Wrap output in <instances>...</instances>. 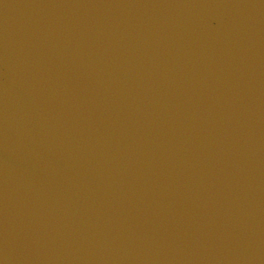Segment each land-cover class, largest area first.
Wrapping results in <instances>:
<instances>
[{"label":"water","instance_id":"1","mask_svg":"<svg viewBox=\"0 0 264 264\" xmlns=\"http://www.w3.org/2000/svg\"><path fill=\"white\" fill-rule=\"evenodd\" d=\"M0 264H264V0H0Z\"/></svg>","mask_w":264,"mask_h":264}]
</instances>
